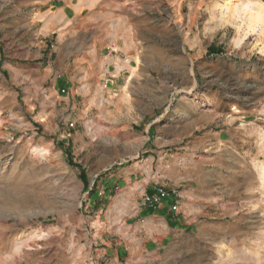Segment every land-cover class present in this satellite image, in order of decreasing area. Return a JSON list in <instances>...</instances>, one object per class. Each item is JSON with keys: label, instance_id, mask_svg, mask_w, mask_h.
Listing matches in <instances>:
<instances>
[{"label": "rangeland", "instance_id": "rangeland-1", "mask_svg": "<svg viewBox=\"0 0 264 264\" xmlns=\"http://www.w3.org/2000/svg\"><path fill=\"white\" fill-rule=\"evenodd\" d=\"M223 2L0 0V264H264V0ZM72 36L92 105L53 89ZM141 161L181 195L166 238L99 182Z\"/></svg>", "mask_w": 264, "mask_h": 264}, {"label": "crops", "instance_id": "crops-1", "mask_svg": "<svg viewBox=\"0 0 264 264\" xmlns=\"http://www.w3.org/2000/svg\"><path fill=\"white\" fill-rule=\"evenodd\" d=\"M63 35V34H62ZM62 37V36H60ZM75 37L72 36L66 44L62 45L60 47V50L56 53L54 61H53V67L50 69L51 73L55 72L56 74H59V78L55 80L53 89L56 93H58L59 89L65 90V93L62 94V99L68 100V102L75 104L77 99L76 95H79L78 93H81L83 95V98L81 99L84 104L86 105H92L96 102V97L93 95V92L95 91V87L92 86L89 83H82L81 87H79V81L86 80V77L90 75L92 70V63L90 61L92 54L97 53L95 50H85L84 53L76 54L77 49L73 47V41ZM92 53V54H91ZM95 57V56H94ZM95 60V59H94ZM95 74V73H94ZM58 88V89H57ZM104 91V90H101ZM106 99L105 97H103ZM110 97L107 99L109 100ZM88 111L90 110V107H87ZM121 155L120 151L117 150H111L107 153L106 157L108 160V163L110 165L101 166L99 169V173L111 170L115 164H119L114 162L115 159H118ZM148 167H143L142 161L137 162L134 166L126 167L120 169L116 174H106L105 177H101V180L99 182H102L107 189V193L110 194L112 192L111 189H109L110 183H112L114 180L121 179V183L125 186L124 188H127V192L124 194L125 197H113V200L115 202H125L128 200L130 209L126 210L123 207H119L116 210H114V214L123 216V215H129V216H135L140 217L141 222L149 225L155 233H157L156 238H166L168 231L174 230L173 228H170L174 226V223L178 220V218L175 216V212L172 211V206L174 204V201L171 199L163 200L157 209H152L145 205L143 201V195L145 193H152L157 189L159 186L165 185V178H160V176L152 175L150 178L141 177V174H139V170ZM163 167V165H162ZM98 173V174H99ZM96 174V175H98ZM130 175H133L131 178ZM131 179V180H130ZM133 179V180H132ZM131 181V182H130ZM112 188V187H111ZM105 200L108 199V196H104ZM111 199V197H110ZM99 200V199H97ZM180 204V201L178 202ZM102 213V211H101ZM101 229V228H99ZM97 232H100L98 230ZM106 232H104L105 234ZM170 233V232H169ZM105 241H108V237L105 238ZM106 243V242H105ZM107 244V243H106ZM110 242L107 244L109 245L106 253L108 252V255L112 258L115 257L116 259H120V256L122 257V252L124 251L121 246H118L116 244L114 247L110 246ZM121 245H125V248L128 249L129 247L126 245V241H124ZM117 253H119L117 255ZM104 255L103 251H99V256Z\"/></svg>", "mask_w": 264, "mask_h": 264}, {"label": "built area", "instance_id": "built-area-1", "mask_svg": "<svg viewBox=\"0 0 264 264\" xmlns=\"http://www.w3.org/2000/svg\"><path fill=\"white\" fill-rule=\"evenodd\" d=\"M73 126V124H71ZM181 198L180 192L176 189H167L164 186H159L152 193H145L143 196V201L145 205L152 209H157L159 204L166 199H171L174 201L172 206V211L176 212L178 210V202Z\"/></svg>", "mask_w": 264, "mask_h": 264}, {"label": "bare ground", "instance_id": "bare-ground-1", "mask_svg": "<svg viewBox=\"0 0 264 264\" xmlns=\"http://www.w3.org/2000/svg\"><path fill=\"white\" fill-rule=\"evenodd\" d=\"M232 1H234V0H224V2H223V3H225V2H226V6H227V5H230ZM260 18L262 19L263 17H261V16H258L256 19H258V21H262Z\"/></svg>", "mask_w": 264, "mask_h": 264}]
</instances>
